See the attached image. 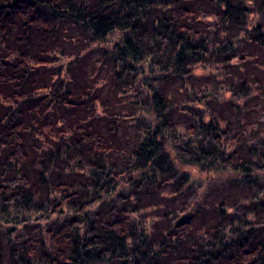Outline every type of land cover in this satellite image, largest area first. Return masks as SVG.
<instances>
[{
  "label": "trees",
  "instance_id": "trees-1",
  "mask_svg": "<svg viewBox=\"0 0 264 264\" xmlns=\"http://www.w3.org/2000/svg\"><path fill=\"white\" fill-rule=\"evenodd\" d=\"M69 24L125 33L81 95ZM261 177L264 0H0V264H264Z\"/></svg>",
  "mask_w": 264,
  "mask_h": 264
},
{
  "label": "rangeland",
  "instance_id": "rangeland-1",
  "mask_svg": "<svg viewBox=\"0 0 264 264\" xmlns=\"http://www.w3.org/2000/svg\"><path fill=\"white\" fill-rule=\"evenodd\" d=\"M59 32L63 34L61 40L59 41L65 45L63 50H65L67 54L64 56H60V53L58 55L55 54V58L59 59L58 62L55 63L57 64V67L61 66L66 70L69 65L68 63L71 56L73 57L75 54H77V52L83 54L81 59L78 61V67L75 68L76 71L74 72V75L77 78L76 83L78 85L76 95H81L85 87L93 88V84H95V82L99 81L97 85H100V79L104 78V76L108 74L107 68L110 66L109 59L108 57H106L107 59H105V57L103 56V52H105L104 50L106 49L110 51L113 47L115 48L117 45H119L118 43L122 41L121 39L125 36V33H123L122 30H114L112 33L102 38V41H92L88 38V35H85L81 31L77 30V28L72 24L60 26ZM36 44L37 46H39V48H46L47 46L43 43H39L38 41ZM62 44L57 43V47L61 48ZM16 46L17 45L15 44V47ZM101 59L103 60L100 61ZM97 60L99 62H96ZM97 64L99 65L100 71L98 72V74H94V69H96ZM143 67L148 71V65L145 64ZM196 69L198 70V73L204 72L203 70L201 71L200 67H197ZM120 74V80L113 81L112 79H110L105 83L104 88L100 89V94L102 96H106L112 103L116 104L119 107L120 105L118 104V101H122L123 99L125 100L127 95L129 94L134 95L135 88L139 85L138 82L136 83L138 78H132V74H130L129 72L122 71ZM97 87L98 86H96L95 88ZM114 87L115 89L113 93L110 94L109 89ZM117 93L119 94V97ZM186 169H188L187 171L191 178V188L194 191L198 189L202 192L206 189L207 186H209L210 190L207 192L210 197L217 199L229 197L224 190H220V188L215 185L216 183L214 185L213 183H211L210 177L212 175L201 172L197 167H187ZM217 177L218 175L216 176V178ZM260 179L264 180L263 177H261ZM220 183L222 185L225 184L224 182ZM245 191L246 190L241 188L240 190L232 191L230 194L232 197L230 204L235 202L236 199L240 198L242 193H244Z\"/></svg>",
  "mask_w": 264,
  "mask_h": 264
}]
</instances>
